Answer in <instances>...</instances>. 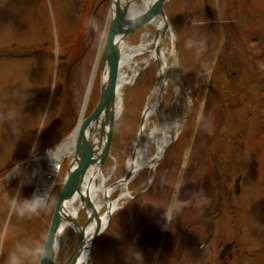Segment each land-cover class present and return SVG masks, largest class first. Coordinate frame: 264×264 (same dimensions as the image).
<instances>
[{
	"label": "rangeland",
	"instance_id": "obj_1",
	"mask_svg": "<svg viewBox=\"0 0 264 264\" xmlns=\"http://www.w3.org/2000/svg\"><path fill=\"white\" fill-rule=\"evenodd\" d=\"M164 9L174 31L168 70L175 79L168 74L162 86L161 63L143 66L148 53L135 58V67L121 68L132 83L123 88L100 171L108 184L126 174L150 104L140 147L154 155L150 134L157 139L166 126L175 125L176 136L153 169L132 177L131 197L91 245L88 264H264V0H166ZM110 24L108 0H0V231L8 227L0 264L18 242L47 235L73 155L55 166L41 156L74 131L89 86L85 117L96 107L102 60L92 75ZM146 32L155 33L151 23L125 44L139 45ZM59 115L70 130L55 147L37 152ZM40 170L51 184L49 207L19 217L9 202L34 196ZM173 197L184 206L165 227L163 208ZM88 219L83 207L77 221L84 226ZM228 243L234 244L222 256ZM76 245V230L68 226L56 264H65Z\"/></svg>",
	"mask_w": 264,
	"mask_h": 264
},
{
	"label": "water",
	"instance_id": "obj_2",
	"mask_svg": "<svg viewBox=\"0 0 264 264\" xmlns=\"http://www.w3.org/2000/svg\"><path fill=\"white\" fill-rule=\"evenodd\" d=\"M133 1L139 2L140 0ZM165 2L166 0H154L144 11L137 15L129 16L128 12L132 3L131 0L125 3H123V0H109L110 14L112 11L113 13L111 14L112 20L102 50L100 97L94 110L84 118L78 127L76 150L68 166L64 185L56 199L54 213L46 235L49 240L48 248L51 249L52 241L56 239L57 233L63 231L66 226H70L76 230L77 245L65 264H76L81 249L84 246L85 229L88 223L93 220V217L89 216L87 223L81 226L77 221V214L80 209L76 216H73L69 213L68 203L78 192L84 202L81 209L83 207L87 209L92 208L90 200L82 193L81 189L91 166L96 164L100 169L111 149L113 128L119 114L117 111L118 87L125 39L136 29L151 23L159 16L167 19L164 9ZM157 53H159L158 49ZM105 70L107 78L104 80L103 75ZM171 75L175 77V74L171 73ZM144 120L145 116L142 118L141 127L144 124ZM132 176L133 173L128 171L125 179L128 181ZM240 179L241 175H238L234 185L236 193L240 191ZM95 216L97 215L95 214ZM102 231L101 225L98 224L91 238V245L94 244ZM231 246L232 243H228L224 247L222 256ZM56 257L57 255L54 258H45L41 261V264H56Z\"/></svg>",
	"mask_w": 264,
	"mask_h": 264
},
{
	"label": "bare ground",
	"instance_id": "obj_3",
	"mask_svg": "<svg viewBox=\"0 0 264 264\" xmlns=\"http://www.w3.org/2000/svg\"><path fill=\"white\" fill-rule=\"evenodd\" d=\"M128 0H123L125 3ZM131 6L129 8L128 15L134 16L138 13L144 11L154 0H140L139 2H134L131 0ZM114 7V5H113ZM113 11L111 12V14ZM154 26L155 33L152 35L150 32H146L143 34L141 43L139 45H127L124 44L123 46V56H122V67H129L137 65L139 63L135 58L138 55H143L148 53L149 57L142 60L143 66H146L152 60H159L161 63L160 70H161V82L162 86L166 84V76L168 74L171 75L169 72V57L171 55L170 44L174 38V31L167 21V19L159 16L154 19L151 23ZM157 49L159 53H157ZM102 60V51L99 52L97 57L96 68L93 72L95 75L96 70L98 69ZM121 67V68H122ZM121 72V70H120ZM174 74V73H173ZM104 80L107 78V72H104ZM173 77V75H172ZM175 79V77H173ZM132 83V76L128 75L127 72H122L120 74L119 79V95H118V102H117V111L120 113L121 108V95L123 88L127 85ZM90 86L86 91L85 101L83 110L80 116V119L76 125L74 131L68 136L66 140L61 142L55 151H51L46 155L48 161H57L60 163L62 159L66 156L73 155L76 150L77 144V133L78 127L80 123L85 118V112L87 108L88 97L90 95ZM154 112V106L151 104L148 105L145 114V120L142 127H140L139 135L136 139V146L133 154L129 158L127 162V171H131L133 173V178L136 174L139 173L140 170L143 168H154L157 162V159L160 158L162 153L164 152L167 144L175 139L176 136V126H166L165 128L161 129L160 136L156 139L155 138V131H152L150 137L154 139L156 143V153L154 155H149L147 149L140 147L141 140L143 137V131L146 129L148 124V117ZM96 141V140H95ZM125 174V175H126ZM125 175L117 180L114 183L108 184V179L106 176L101 173L100 169L96 164L91 166L85 181L82 184V193L90 200L92 204V208H89V216L93 217L86 229H85V242L84 246L81 249L80 256L76 262V264H88L90 258V247H91V238L93 237L98 224L101 225V229L104 230L106 227L110 217L116 211H118L125 203V201L131 197V192L128 189V185L130 180L125 179ZM50 185L48 183L47 173L44 170H40L39 172V179L38 184L35 190L34 195H44L48 194L50 191ZM119 193L115 199H112L111 196L115 193ZM81 195L76 192L75 196L72 198L71 204L68 205V210L71 215L77 214L78 210H81V207L84 205L82 201ZM95 214L97 216H95ZM66 229V227L64 228ZM63 229V230H64ZM61 239V237H60Z\"/></svg>",
	"mask_w": 264,
	"mask_h": 264
},
{
	"label": "clouds",
	"instance_id": "obj_4",
	"mask_svg": "<svg viewBox=\"0 0 264 264\" xmlns=\"http://www.w3.org/2000/svg\"><path fill=\"white\" fill-rule=\"evenodd\" d=\"M93 28L97 25L92 22ZM188 47H192V42H187ZM204 120L203 114L197 116L198 123ZM177 127L179 124L177 123ZM180 184H177L176 191L179 193ZM183 202L173 197L172 202L167 208H163L164 219L167 221L165 227H170L172 219L183 207ZM49 207L48 194L44 195H34L30 199L18 200L13 198L9 202V208L11 212H14L19 217H29L38 216L42 211H45ZM156 208V207H155ZM159 209V208H157ZM63 236V231L57 233V237L52 241L51 249L48 248L49 240L46 236H42L39 240L32 241L30 243H17L14 250L8 253L7 264H41V261L45 258H54L59 252V239ZM8 237V227L4 226L3 230L0 231V247H2L3 242ZM137 258L143 259V255L137 251Z\"/></svg>",
	"mask_w": 264,
	"mask_h": 264
},
{
	"label": "trees",
	"instance_id": "obj_5",
	"mask_svg": "<svg viewBox=\"0 0 264 264\" xmlns=\"http://www.w3.org/2000/svg\"><path fill=\"white\" fill-rule=\"evenodd\" d=\"M89 10H91V7ZM70 108H71L70 111H72L71 105ZM75 120H76V116L74 115V123ZM70 127L71 126H65V122L63 121L62 115H59L58 118L53 122V125L47 127L44 130L43 136L39 138L35 150L37 152L43 153L47 148L55 147L60 142L63 135L70 130Z\"/></svg>",
	"mask_w": 264,
	"mask_h": 264
},
{
	"label": "flooded vegetation",
	"instance_id": "obj_6",
	"mask_svg": "<svg viewBox=\"0 0 264 264\" xmlns=\"http://www.w3.org/2000/svg\"><path fill=\"white\" fill-rule=\"evenodd\" d=\"M234 192H235V190H234ZM234 244V243H233ZM175 264H177V262H175Z\"/></svg>",
	"mask_w": 264,
	"mask_h": 264
}]
</instances>
